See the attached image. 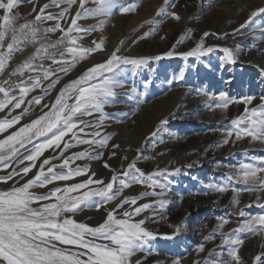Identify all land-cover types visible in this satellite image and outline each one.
<instances>
[{
  "label": "snow or ice",
  "instance_id": "obj_1",
  "mask_svg": "<svg viewBox=\"0 0 264 264\" xmlns=\"http://www.w3.org/2000/svg\"><path fill=\"white\" fill-rule=\"evenodd\" d=\"M21 3L22 0H0V74L4 73L16 53L22 52L28 46L33 47L35 51L0 83V112L8 110L5 118L0 119V133L20 124L28 109L25 108L19 115L11 114L21 108L30 92L37 88L42 89L43 95L33 96L28 101L29 105H41L44 96L60 82L61 76L58 73L67 75L78 62L94 53L106 51L102 39L99 42L93 40L92 46L88 47L79 44V41L96 30L82 27L78 23L80 19L94 15L110 16L115 8H119L121 14L133 10L122 6L120 0H78L79 7L70 17L71 8L77 4V0H51L50 4L46 3L39 8L33 19L17 27L18 17L14 14V9ZM87 3H93L96 7L88 8ZM62 4L67 6L61 8ZM165 4H168V0H165ZM49 7L60 8V11H47ZM171 7L174 8L175 4ZM164 12L165 8L159 9V13ZM168 15L176 21L181 19L174 11ZM261 15H264V7L251 12L240 28H245L253 23L255 17ZM49 21L54 23L42 27ZM57 32L60 33L59 38L55 41L49 40V34ZM204 35L207 36L208 33ZM214 50L213 47H205L202 40L188 51L176 53L169 50L154 57H129L121 54L120 48H116L104 62L88 67L77 79L59 89L50 107L48 104L41 106V111L44 108H48V111L0 139V169L10 168L13 161L18 165L24 164L25 161L31 162L0 176V183L12 181L13 185H18H10L7 190L0 191V264H131V257L138 252L151 255L150 242L156 240L157 235L146 227L149 217L145 216L139 220H134V217L151 210V218L154 221L157 207L163 209L165 201L161 199L140 204L138 201L149 195L164 196L168 183L157 178L163 177L167 181V177L179 174L180 168L146 174L137 166L136 161H133L122 172L113 174L105 183L103 180L93 179L95 173L89 174L88 167H71L70 162L78 159L97 158L96 155L83 151L64 158L60 165L51 164V160L58 157L50 156L39 164L38 170L32 176H29V173L33 168H37L36 162L46 150L60 149L65 137H70V140L63 143L61 156L64 150L74 146L72 141L75 145H107L110 137L102 135L101 131L107 118L104 107L114 102L117 95L115 89L122 86L115 69L123 71L121 66H130L135 74L142 68H149L153 60L172 58L174 55L200 60ZM221 51L224 53L220 58L222 63H236V57L230 48L224 47ZM44 61L51 63L45 67ZM26 73L31 74L25 77ZM105 73L112 75L106 76ZM12 77H18L19 82L13 83ZM184 78L183 69L174 77L178 80ZM44 81H48L46 86L43 85ZM147 86L146 82L145 87ZM212 99L217 101L215 107L221 109H227L229 104L233 103L226 92H220ZM254 99L253 96H245L237 102L252 105ZM260 100L261 103L246 107L242 115L230 120L223 130V138L218 147L229 145L230 141L234 144L247 138L249 144L258 142L261 150H264V96H261ZM93 113H99V117L92 120L82 119L93 116ZM9 116L11 118H8ZM166 123L167 121L161 122ZM87 136L91 139L83 138ZM97 137L100 139H96ZM20 149H24L27 154L22 153ZM248 153L249 150L245 148L243 155L248 157L246 161L227 165L230 170L224 174L222 182L207 185L209 192L205 194H224L231 191L233 196L230 204L234 206V214L247 218L231 230H226L230 223L228 218H217L218 223L213 227L212 234L204 239L215 240L218 234L220 243L207 252L205 244L197 247V253L206 252L202 264H246L240 252L244 241L237 233H264V212L257 215L246 213V209L253 205L264 209V156L249 157ZM45 165L50 166L45 170ZM57 167L62 170L56 171ZM105 167L109 165L105 164ZM80 176H87V179L63 187L57 185V182L73 181ZM134 184L147 185L152 191L124 197L115 208L107 211L104 221L98 226L77 222L73 218L84 208L99 209L116 200L124 189ZM50 185L52 187H49ZM92 185L100 187L90 188ZM35 189L46 191L38 193ZM156 189L160 191L157 192ZM242 192L254 194V200L241 206ZM180 231V226H176L174 234ZM163 238L172 239L173 236L166 235ZM261 247L264 249V245ZM181 259L173 260V264H181ZM136 264H143V261L137 260ZM193 264H201V260L197 259ZM251 264H264V251L256 254L251 259Z\"/></svg>",
  "mask_w": 264,
  "mask_h": 264
},
{
  "label": "rangeland",
  "instance_id": "obj_2",
  "mask_svg": "<svg viewBox=\"0 0 264 264\" xmlns=\"http://www.w3.org/2000/svg\"><path fill=\"white\" fill-rule=\"evenodd\" d=\"M261 1L218 0L215 2V0H201V8L206 9L193 18H196L197 27L202 29V32L208 33L202 39L204 46L213 47L215 50L200 60L195 57L184 59L179 55H174L172 58L165 57L159 61L153 60L149 68H142L135 74L130 66L127 68L121 66L124 68L123 71L115 69L122 86L115 89L117 95L114 102L104 107L107 118L101 131L102 135L110 137L107 145L104 147L88 144L75 145V142L72 141L74 146L64 150L61 156L63 143L70 140V137H65L60 149H55V151L48 149L44 152L36 162L37 168H33L29 176H32L38 170L39 164L50 156L58 157L51 160V164L60 165L64 158L83 151L96 155L97 158L78 159L75 162H70L71 167H88L89 174L95 173L93 179H100L105 183L110 180L113 174L122 172L133 161H136L137 166L146 174L157 170L168 169L171 171L180 168V173L167 177V181L163 177L157 178L161 182L168 183L164 196L149 195L138 201L140 204L162 199L165 201V205L163 209L157 207L154 221L151 218V210L142 213L139 217H134V220H139L148 216L146 227L157 235V239L150 242L152 254L138 252L136 261L142 260L143 264H173V260L182 258L181 264H193V261L197 259L201 260L202 264L207 250L216 248L220 243L218 234H216L215 240L205 241L204 239L212 234L213 227L218 223L217 218L226 217L229 219L230 223L226 226V230L236 228L240 222L247 218L234 214V206L230 204L233 196L231 191L224 194L214 192L205 194L209 192L207 185L222 182L224 174L230 170L227 165L246 161L248 157L243 155L245 148L249 150V157L264 156L261 145L258 142L249 144L247 138L234 144L230 141L229 145L217 146L220 144L223 130L230 120L242 115L246 107L261 103L260 97L264 96V71H262L264 69V15L255 17L253 23L245 28L233 31L238 22L247 21L251 6ZM262 2L264 3V0ZM194 3V0H168L166 5L165 0H120L122 6L130 7L133 10L127 14H121L119 8H115L110 16L94 15L80 19L78 23L82 27L95 28L96 30L79 41V44L88 47L92 46L93 40L99 42L102 39L106 51L97 52L95 57L91 55L92 57L78 62L67 75L58 73L61 76L60 82L47 96H44L41 105H29L28 101L33 96L43 95L42 89L37 88L30 92L21 108L14 110L11 115H19L25 108L28 109V112L22 116L20 124L8 129L5 133H0V139H4L23 124L31 122L43 112L48 111V108L41 111V106L48 104L50 107L59 89L77 79L88 67L104 62L116 48H120L123 55H126L125 52L130 53L129 57H154L169 50L182 53L194 48L201 42L192 36L196 27L189 28L190 31L186 32L181 40L174 43L175 45L172 42L170 44L172 33L178 28L186 27L194 20L191 16ZM90 4L87 5L88 8L96 7L95 4L92 3L91 6ZM172 4H175L174 8L171 7ZM78 5L77 3L72 6L70 17L77 11ZM161 8H165L164 13H159ZM234 9L237 12L230 16V11ZM47 11L57 13L60 9L49 8ZM173 11L180 15L179 21L168 15ZM38 12L37 4L32 5L27 11L22 9L21 5L14 9V14L18 17L17 27L27 20L33 19ZM53 23V21L46 22L42 27L50 26ZM153 29L155 31H152ZM146 33L150 34L146 36ZM243 35L244 38L238 40ZM59 36V32L51 33L48 38L55 41ZM220 47L230 48L236 57V63H222L220 58L224 53ZM34 51L33 47L28 46L22 52L16 53L4 73L0 74V83L8 78L11 71ZM96 54L99 55L96 56ZM50 63V61H44L45 67ZM182 69L185 70V78L183 80L174 79ZM29 74L31 73H26L25 77ZM105 75L111 76L112 73H105ZM12 82H19V78L12 77ZM146 82L147 87H145ZM47 83L48 81H44L43 85L46 86ZM181 91H185L187 94L185 102L182 104V110L178 113L174 110L177 109L176 105ZM220 92H226L233 100L227 109L215 107L217 101L212 97L217 96ZM139 93L144 95H139ZM245 96L255 97L252 105L237 102ZM7 111L5 109L4 112H0V119L5 118ZM98 117L99 113H93V116L82 117V119L92 120ZM164 119H167V123L161 125L160 123ZM83 138L91 139L90 136ZM96 139H100V137ZM175 139L186 142H191V140L192 142L194 140L204 142V149H206L204 157L199 154L202 151L201 147L198 149L191 147L184 153H176L175 143H173ZM113 145H118V147L114 148ZM160 146L162 149L159 148ZM20 151L27 154L24 149H20ZM30 163L25 161L24 164L18 165L13 161L10 168L0 169V176L7 174L13 168L24 167ZM105 164L109 167H105ZM189 165L191 167H188ZM49 166L45 165V170ZM55 170L59 172L62 169L57 167ZM63 170L66 171V169ZM86 179L87 176H80L73 181L57 182V185L63 187L66 184L82 182ZM10 185L18 186L13 185L12 181L0 183V191L7 190ZM96 187H100V185L90 186V188ZM115 187L114 185V190ZM237 187L242 186L237 185ZM35 191L41 193L46 189H35ZM151 191L152 189L147 185L134 184L124 189L116 200L108 202L105 206L108 211L115 208L124 197L138 196ZM156 191L160 190L156 189ZM75 194L73 193V195ZM240 199L241 206H243L254 200V194L242 192ZM95 209V207L84 208V210ZM83 211L76 213L73 217L77 222H83L90 226H98L103 222L97 216L86 219L82 215ZM262 212L264 209L255 205L246 209V213L252 215ZM117 217L119 218V212ZM176 226H180L181 231L174 234ZM166 235H171L173 238L164 239L163 237ZM237 235L244 241L240 249L241 255L247 264H251V259L264 251L261 247L264 245V233H237ZM200 244H205V253H197L196 249ZM136 261L132 264H136Z\"/></svg>",
  "mask_w": 264,
  "mask_h": 264
},
{
  "label": "bare ground",
  "instance_id": "obj_3",
  "mask_svg": "<svg viewBox=\"0 0 264 264\" xmlns=\"http://www.w3.org/2000/svg\"><path fill=\"white\" fill-rule=\"evenodd\" d=\"M239 1V0H238ZM263 1V0H262ZM259 2V3H257V4H255V5H253V6H251V9H249L250 10V14H251V12H253V11H256L257 9H259V8H261L262 6H264V3L263 2ZM50 2H51V0H22V3L20 4L21 6H22V9H24V10H29L30 8H31V6L32 5H34V4H37L38 5V7L40 8V7H42L44 4H46V3H48V4H50ZM194 7H193V9H192V11H191V16H192V18L193 17H195L196 16V14H198V13H202V11L203 10H205V9H203V8H201V6H200V2H201V0H194ZM237 2V1H236ZM77 3H78V0H77ZM89 3H87L86 4V7H87V5H88ZM92 5V3L90 4V6ZM36 6V5H35ZM79 6V5H78ZM63 7H65V5H61V8H63ZM50 9L51 8H53V9H55V10H59L60 8H56V7H49ZM241 8V7H240ZM221 11V10H220ZM218 12V11H217ZM231 12V14H230V16L232 15V14H234V13H236L237 12V10H232V11H230ZM250 16V15H249ZM248 17V16H247ZM191 18V19H192ZM194 19V18H193ZM196 19V18H195ZM195 19L192 21V22H190L189 24H187V26L186 27H181L180 29L178 28V30H176L175 32H173L172 33V35H171V37H170V44H171V42H172V44H174V43H176V42H178L179 40H181V38L183 37V35L186 33V32H189L190 31V29L191 28H194V27H196V29H195V31H193V34H192V36H193V38L194 39H197V40H202L204 37H205V32H202V29H200L199 27H197L198 25L195 23ZM247 19V18H246ZM248 20V19H247ZM245 22H238L237 24H236V27L234 28V30L233 31H236L237 29H239L240 28V25L241 24H244ZM190 28V29H189ZM231 28V27H230ZM189 29V30H188ZM260 30V29H259ZM173 31V30H172ZM257 31V30H256ZM256 37V36H255ZM244 38V35L243 36H240L239 38H238V40L239 39H243ZM175 45V44H174ZM171 47H172V45H171ZM221 49H223V47H220ZM124 54H126V55H128V54H130V53H124ZM95 55V53L94 54H92V56H94ZM97 55H99V54H96V56ZM91 56V57H92ZM129 56V55H128ZM95 57V56H94ZM91 59V58H90ZM98 59H99V57H98ZM97 59V60H98ZM94 60V59H93ZM92 65V64H91ZM180 98H179V100H178V104L176 105L177 106V109H175L174 111L175 112H181V108H182V104L185 102V98H186V92L184 91H181L180 93ZM167 112V111H166ZM175 112H173V113H175ZM176 114V113H175ZM173 116V115H172ZM171 118H173V117H171ZM167 119H164V121H166ZM161 124V123H160ZM162 125V124H161ZM146 138V137H145ZM144 139V138H143ZM194 139V138H193ZM195 139H196V137H195ZM190 141V140H189ZM173 143H175L174 145H175V148H176V153L177 152H185V151H187V149H189V148H191V147H193V148H199V147H201L202 148V151H200V153L199 154H201V157H204V155H205V151H206V149H204V142H200V141H198V140H194L193 142H192V140H191V142H186V141H178V140H174L173 141ZM160 145H162V144H160ZM173 145V144H172ZM173 147V146H172ZM160 149H162V146H160L159 147ZM163 148H164V146H163ZM192 148V149H193ZM206 148H207V146H206ZM158 149V147L156 148V150ZM200 150V149H199ZM162 151V150H161ZM157 154V153H156ZM157 156V155H156ZM199 156V155H198ZM159 158V157H158ZM82 215H83V217H86V219L87 218H93V217H99V220H101V221H104L103 219H105V217H106V215H107V207L104 205V206H102V207H100L99 209H95V210H84L83 211V213H82ZM93 216V217H92ZM179 217V216H178ZM83 219V218H82ZM262 236V235H261ZM264 238V237H263ZM258 247V246H257ZM257 249V248H256ZM259 249V248H258ZM256 251V250H255ZM136 259H137V254H135L133 257H131V264L132 263H134L135 261H136ZM246 264H247V261H246Z\"/></svg>",
  "mask_w": 264,
  "mask_h": 264
}]
</instances>
